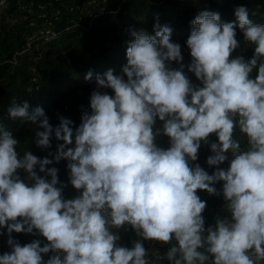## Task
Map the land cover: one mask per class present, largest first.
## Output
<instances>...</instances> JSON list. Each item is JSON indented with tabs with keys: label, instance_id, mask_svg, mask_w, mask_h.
<instances>
[{
	"label": "clouds",
	"instance_id": "clouds-1",
	"mask_svg": "<svg viewBox=\"0 0 264 264\" xmlns=\"http://www.w3.org/2000/svg\"><path fill=\"white\" fill-rule=\"evenodd\" d=\"M255 15L241 5L221 22L199 10L187 64L158 16L152 33L130 28L126 64L95 74L78 126L59 113L53 125L43 107L12 98L8 117L30 125L47 154H21L0 118V264H264V23ZM238 31L250 58L233 56ZM202 145L211 174L196 163ZM200 191L225 202L208 226ZM121 229L138 238L131 247L118 243ZM14 233L34 238L22 244ZM145 241L168 247L153 261Z\"/></svg>",
	"mask_w": 264,
	"mask_h": 264
},
{
	"label": "trees",
	"instance_id": "trees-1",
	"mask_svg": "<svg viewBox=\"0 0 264 264\" xmlns=\"http://www.w3.org/2000/svg\"><path fill=\"white\" fill-rule=\"evenodd\" d=\"M88 1L91 0H75V5L82 9ZM97 3L103 11L90 25L88 18L79 17L81 10L67 11L60 20L52 19L57 36L49 41L35 37L43 28V22L35 20L34 23V16L20 8L19 0H5L0 4V118L5 127L20 139V145L30 137L28 131L31 126L8 117L7 108L12 98L28 100L33 106L43 107L53 125L58 123L59 113L78 126L81 113L77 107L88 105L90 93L95 88V74H103L108 69L120 74L126 64L130 28H144L152 33L158 16L162 25L168 24L172 28V40L181 44L184 55L188 51L185 41L191 32L190 22L201 9L218 12L221 22H233L235 7L242 5L250 13L257 12L251 17L255 22L264 23V0H97ZM237 39L241 41V47L233 56L250 58L253 48L244 44L239 31ZM173 67L177 65L174 63ZM90 70L94 74L93 79L85 81L84 77ZM188 75L195 80L191 73ZM71 100L74 104L66 110L65 105ZM237 138H241L239 130ZM211 139L216 138L213 136ZM158 143L167 147V137L159 138ZM46 154L38 149L35 155L43 157ZM210 154L207 146L202 145L196 163L211 174L214 169L206 164ZM60 163L59 179L67 184L64 195L71 198L78 192L68 183L67 162ZM227 166L225 162L220 167ZM216 187L219 190L220 185ZM198 195L207 202L203 215L208 216L206 226L211 225L215 222L213 217L223 215L221 211L215 216L224 203L223 197L210 196L204 191ZM119 234L121 239L118 243L123 246L130 247L138 239L131 229L127 232L121 229ZM13 235L22 244L34 238L22 233ZM7 248L6 237H0V254ZM160 264H168V261Z\"/></svg>",
	"mask_w": 264,
	"mask_h": 264
},
{
	"label": "built area",
	"instance_id": "built-area-1",
	"mask_svg": "<svg viewBox=\"0 0 264 264\" xmlns=\"http://www.w3.org/2000/svg\"><path fill=\"white\" fill-rule=\"evenodd\" d=\"M5 0H2L1 4H4ZM97 3V0H91L88 1L85 4V7L80 9L78 6L75 5V0H30L28 4H26L23 7H20L22 10L28 12L30 15L34 16V23L36 20V17L33 13L34 8L37 6L38 8H44V9H52L53 15H43L39 16L40 21L43 22V28L40 32L36 33L35 37L45 39L46 41L52 40L57 36V33L53 27V21L52 19L60 20L63 17V14L67 11L71 12H79L78 10H81V13H84L87 11L89 14L87 18L89 19V25L93 22V20L103 11V8H98V10H89L88 7ZM33 23V24H34ZM87 29V28H85ZM225 203V202H224ZM224 203L220 206L215 216L218 215V212L223 211Z\"/></svg>",
	"mask_w": 264,
	"mask_h": 264
},
{
	"label": "rangeland",
	"instance_id": "rangeland-1",
	"mask_svg": "<svg viewBox=\"0 0 264 264\" xmlns=\"http://www.w3.org/2000/svg\"><path fill=\"white\" fill-rule=\"evenodd\" d=\"M19 1H20V3H19L20 6H22V7L25 6L26 4H28L30 2V0H19ZM1 2H0V4H1ZM98 6H99V4L98 3H95V4L91 5V6H89L88 9L94 11V10H96L98 8ZM33 13H34V15L36 17V22H39V20H40L39 19V16H43L45 14L50 15V16H54L53 15L54 13H53V10L52 9H48V8L47 9L38 8L37 6L34 8ZM88 15L89 14L87 13V11H85L84 13H81L79 15V17H81V18H87ZM41 26H43V24H41ZM183 56H184V63L185 64L189 63L190 62V59H191L190 58V55H189V51H186ZM193 81L195 82V80H193ZM73 104H74V101L73 100L69 101L65 105V107L67 108L66 110H70L71 107L73 106ZM87 106H84V107L87 108ZM77 109H78L77 111L79 113H81V107H77ZM28 132L30 134V137L27 138V140L23 144L20 145V152L22 154L25 150H30V151L33 152V154H36V151H38V148L35 146L34 143L32 144V136H33L32 130L29 129ZM60 165H61V163H59L58 165H54V166H56L59 169L60 168ZM215 218L216 217H213V222H214ZM207 219H208V216L205 217V221ZM131 245H132V243H131ZM131 245H130V247H131ZM144 246H145V248H147V250L149 252L150 259L153 260V261H156L157 257L159 255L163 254L167 250V247H168L167 245H163V244H160L158 242H153V241H145L144 242ZM6 250H8V248ZM163 261L157 262V264H160Z\"/></svg>",
	"mask_w": 264,
	"mask_h": 264
},
{
	"label": "crops",
	"instance_id": "crops-1",
	"mask_svg": "<svg viewBox=\"0 0 264 264\" xmlns=\"http://www.w3.org/2000/svg\"><path fill=\"white\" fill-rule=\"evenodd\" d=\"M19 3H20V1H19ZM19 6H20V4H19ZM20 7H22V6H20Z\"/></svg>",
	"mask_w": 264,
	"mask_h": 264
}]
</instances>
